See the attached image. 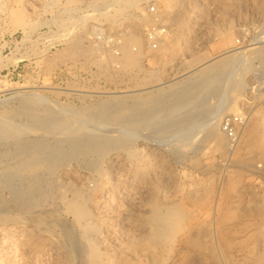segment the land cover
Segmentation results:
<instances>
[{"label": "rangeland", "instance_id": "1", "mask_svg": "<svg viewBox=\"0 0 264 264\" xmlns=\"http://www.w3.org/2000/svg\"><path fill=\"white\" fill-rule=\"evenodd\" d=\"M0 264H264V0H0Z\"/></svg>", "mask_w": 264, "mask_h": 264}, {"label": "bare ground", "instance_id": "2", "mask_svg": "<svg viewBox=\"0 0 264 264\" xmlns=\"http://www.w3.org/2000/svg\"><path fill=\"white\" fill-rule=\"evenodd\" d=\"M135 62V61H134ZM206 125V124H205ZM251 148V147H250ZM161 222H165V223H170V221H172L173 218H171L169 215L164 216V217H160ZM176 222V221H175ZM178 222V221H177ZM173 223V222H172ZM165 225V224H164ZM169 226V225H168ZM174 226V225H173ZM178 227V226H177ZM172 230V227H170ZM176 228V227H175ZM174 228V229H175Z\"/></svg>", "mask_w": 264, "mask_h": 264}]
</instances>
